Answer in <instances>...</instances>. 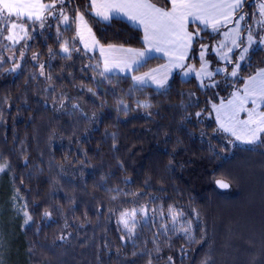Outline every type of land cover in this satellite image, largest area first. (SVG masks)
Listing matches in <instances>:
<instances>
[{"label":"trees","instance_id":"16d2710c","mask_svg":"<svg viewBox=\"0 0 264 264\" xmlns=\"http://www.w3.org/2000/svg\"><path fill=\"white\" fill-rule=\"evenodd\" d=\"M49 1L33 18L0 6V264H264V136L228 144L212 116L264 67V47L204 87L178 72L137 84L79 46L74 19L101 46L143 48L140 29L96 18L89 0ZM255 5L233 14L240 45ZM1 17L26 25L17 43ZM226 26L188 23V61Z\"/></svg>","mask_w":264,"mask_h":264},{"label":"rangeland","instance_id":"374dc122","mask_svg":"<svg viewBox=\"0 0 264 264\" xmlns=\"http://www.w3.org/2000/svg\"><path fill=\"white\" fill-rule=\"evenodd\" d=\"M0 1L4 2L3 0ZM251 1H255V8L259 13L254 15L255 17L253 18L251 28L248 29V27H246L243 31V34L246 35L243 44L240 45L238 42L239 22L233 23L221 33L218 40L205 41V43H198L196 45L199 47L196 61H188L187 59L184 64L173 68V66H171V59L167 58L165 61L163 60L164 62L162 61V64H157L159 66L155 65L151 67L150 70L155 68L152 72L133 75L132 80L134 83L148 84L156 88H161L174 73L178 72L182 78L193 76L197 84L200 87H204L206 80L211 79L215 73L225 72L227 64L230 65L234 63L233 71L231 72L233 76L236 73L238 64L247 57L248 51H250L253 46L259 45L260 47H264V0ZM52 2L53 1L44 0L43 9L47 8ZM19 4L23 3L18 2V5ZM0 6L2 5L0 4ZM6 11L8 13L17 14V12ZM61 19L63 23H67L69 21L68 13L63 14ZM8 23L10 25L4 38L7 42L15 44L24 37L26 25L22 24L18 19L10 20L8 17H1V25L7 26ZM74 24L76 27L75 38L78 40L79 46L87 51L97 49V41L94 38L87 19L82 13L76 14ZM155 44L156 43L148 39L144 44L146 51L151 52L149 56L164 57L159 54L160 51L155 48ZM234 51L236 52V62L232 61ZM65 52L67 51L65 50ZM106 64V67L105 63L103 64L105 71L114 68V66H112L113 64L110 62L106 61ZM212 116L217 124L219 134L223 136L227 134L231 137L226 138L228 144H232L233 142L245 144L263 138L264 67L258 69L254 74L248 77L239 88L233 90L228 98L213 105ZM131 218L133 217L131 216ZM128 220H130V218H128Z\"/></svg>","mask_w":264,"mask_h":264},{"label":"crops","instance_id":"0c3cea01","mask_svg":"<svg viewBox=\"0 0 264 264\" xmlns=\"http://www.w3.org/2000/svg\"><path fill=\"white\" fill-rule=\"evenodd\" d=\"M3 1H0V4L5 10L17 12L28 18L38 17L43 10V0ZM89 1L90 12L96 18L101 20L112 17L122 18L140 29L144 44L147 39L156 43L154 46L160 51L159 54L164 56V61L170 58L171 66L175 68L188 59L194 39V35L187 29L188 23L208 29L227 25L225 28L227 29L233 24V14L244 0H168L170 5L167 8L160 7L150 0ZM18 2L23 4L19 6ZM97 49L102 64L105 63L106 67L108 61L114 66L111 70H104L105 72L109 70L108 73H130L133 76L155 70L153 68L135 72V69L150 57L151 52L146 51L145 45L143 48H132L98 44Z\"/></svg>","mask_w":264,"mask_h":264},{"label":"water","instance_id":"95a60500","mask_svg":"<svg viewBox=\"0 0 264 264\" xmlns=\"http://www.w3.org/2000/svg\"><path fill=\"white\" fill-rule=\"evenodd\" d=\"M222 184V188H225L226 185L224 183H221V182H217V185H221Z\"/></svg>","mask_w":264,"mask_h":264}]
</instances>
